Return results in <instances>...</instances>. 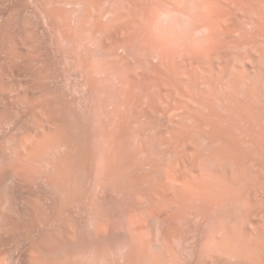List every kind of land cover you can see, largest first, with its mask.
<instances>
[{
	"label": "rangeland",
	"instance_id": "rangeland-1",
	"mask_svg": "<svg viewBox=\"0 0 264 264\" xmlns=\"http://www.w3.org/2000/svg\"><path fill=\"white\" fill-rule=\"evenodd\" d=\"M60 1H47L59 10L48 19L30 0L0 30V52H16L0 53V73L12 72L0 84L58 104L79 150L86 110H99L114 157L112 199L96 206L114 227L135 220L134 264L170 249L176 264H264V0H80L76 24ZM10 114L30 126L17 106Z\"/></svg>",
	"mask_w": 264,
	"mask_h": 264
},
{
	"label": "bare ground",
	"instance_id": "bare-ground-1",
	"mask_svg": "<svg viewBox=\"0 0 264 264\" xmlns=\"http://www.w3.org/2000/svg\"><path fill=\"white\" fill-rule=\"evenodd\" d=\"M35 1L39 7L37 14L40 12L45 18H48L49 14L51 12L53 13V11L54 16L56 14L55 12H59L58 9V11L51 10L48 14V0ZM79 1L80 0H68V4L71 6V20L74 24L77 23V5H80L81 2ZM29 2L30 0H0V30L2 32H4L3 29L5 30L6 26L9 24V20L15 13L28 14ZM89 7L91 8V6ZM34 10L37 9H33V11ZM54 16L50 18L54 20ZM58 24L60 23L58 22ZM24 28V32H26L24 38L25 41H27L31 38V33L29 34L26 24ZM21 30L23 29L21 28ZM69 32L70 31H68V33ZM70 37L58 35L57 40L58 38L65 40V38L68 39ZM1 38H4V36L0 37V41ZM24 38L22 40H24ZM14 50L15 49L10 46L0 53L10 62L16 56ZM3 71L0 73V76L5 77V80L9 81L12 73L10 72L11 68ZM120 74L119 76H121ZM7 81L5 82L6 84H0V255L7 253L11 258L12 264H134V247L132 242L135 243L139 238L138 235V238H136V235L134 237L135 220L133 222V218H128L125 215L126 211H124L125 214H123V216H126L125 218L127 219L125 221L123 219V223L120 221V225L118 224L114 227L115 225L112 226L110 217H108L109 214L103 213L105 216L102 217V215L98 213V209L100 207L102 209V206L99 205V208L96 206L98 199L103 201L102 204L105 202L104 209L105 206L107 207V204L110 203H107V201L110 200L108 197L111 196L110 189L113 185L112 163L114 157L111 149L112 145L110 144L112 138L109 140L111 134L109 135L108 132L105 133L107 129L101 125L102 123L99 124L98 122L97 126L96 119H93L95 114L98 115L97 111L99 110L95 107L86 110L91 116L89 120L91 119L90 121L92 123L89 122L90 129L88 128V130L90 131H88L89 134L87 133L88 137L86 136V140L83 141L84 143L81 140L82 145H84V150H79L77 148H80V142L77 141V139L75 140L74 137L73 139L64 130V122L62 120L64 117L59 118L54 114L56 110L60 109L58 104L57 106H54V104L52 107L53 109H51V105L48 103L46 104V101H43L40 97L35 101H31L28 99L29 96L37 97V93L31 91L27 92L29 90H22L23 92L17 93L16 89L11 85V82H9V84ZM120 103L121 102H119V104ZM16 106L23 115V118L25 117V119H27L30 126L22 128L16 127V125L14 126L15 120H11L12 115L10 112L14 110ZM60 111H62V109ZM100 113L102 114V112ZM98 116L97 121L99 120ZM106 117L107 116H105V118ZM96 130L98 131L95 132L97 135L93 133V131ZM99 132L105 134L98 138V135L101 134H98ZM169 176L168 174L167 177L169 178ZM184 179V181H187L186 178ZM171 181L170 184H172ZM184 181L182 182L184 183ZM178 186L177 189H179ZM181 186H185V183ZM167 190L169 191V187ZM174 191L175 190H173V192ZM181 191H179L181 194L187 192ZM122 193L124 194V191ZM188 198L191 199L190 197ZM121 209H125V207ZM232 223H229L230 226ZM140 227L139 229H141ZM165 229L163 228L160 230L158 236H169V229L167 230L168 232ZM167 236L165 238H167ZM234 239L236 240L237 238ZM147 242H149V239ZM145 247L146 246H144V248ZM173 249L175 248L173 247ZM169 251H171V249ZM169 251H167L166 254L165 251L161 253L165 257L169 254ZM175 252L176 250L170 253L173 255L176 254ZM172 255L166 256L167 262L165 261V263L162 260L164 257L160 256L161 259L157 257L158 255L153 257L154 255L149 256L148 254L146 255L147 259H144L147 260V263L145 262L146 264H170ZM173 262L175 261L172 260L171 263Z\"/></svg>",
	"mask_w": 264,
	"mask_h": 264
},
{
	"label": "clouds",
	"instance_id": "clouds-1",
	"mask_svg": "<svg viewBox=\"0 0 264 264\" xmlns=\"http://www.w3.org/2000/svg\"><path fill=\"white\" fill-rule=\"evenodd\" d=\"M205 31L207 30H201L200 32H197V35H202ZM0 264H12L11 258L7 253L0 255Z\"/></svg>",
	"mask_w": 264,
	"mask_h": 264
}]
</instances>
